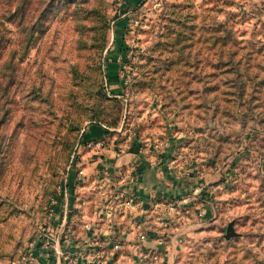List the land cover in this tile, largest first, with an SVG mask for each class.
<instances>
[{
	"label": "rangeland",
	"instance_id": "obj_1",
	"mask_svg": "<svg viewBox=\"0 0 264 264\" xmlns=\"http://www.w3.org/2000/svg\"><path fill=\"white\" fill-rule=\"evenodd\" d=\"M97 138L159 145L199 187L164 264H264V0H0V264L68 195L98 210L71 184Z\"/></svg>",
	"mask_w": 264,
	"mask_h": 264
},
{
	"label": "crops",
	"instance_id": "obj_2",
	"mask_svg": "<svg viewBox=\"0 0 264 264\" xmlns=\"http://www.w3.org/2000/svg\"><path fill=\"white\" fill-rule=\"evenodd\" d=\"M149 145L132 142L117 150L112 142L105 139L102 147L93 148V154L83 155L90 158L88 164L81 167L84 174L80 183L88 180L87 190L92 189L93 193L103 198L109 197L113 192L135 195V203L124 212H117L112 226L107 219L100 216L98 210L85 212L90 203H85L86 199H83L84 213L79 217L82 224L77 222V235L85 238L88 234L102 246H105L112 236L122 242L117 259L108 261L109 264H137V243L144 248L160 249L162 259L159 264H164L165 246L161 235L164 218L167 214L180 211L185 207L186 201L192 204L191 199L199 191L198 186L185 185L190 174L178 175L173 172L170 159L163 154L159 145L155 148ZM131 166L133 171L129 172L128 168ZM76 178L79 177H72V185L75 184ZM187 191L189 193L185 194ZM84 223L92 225L87 232ZM140 231L146 234L143 240L138 238ZM48 255L39 248L36 252L38 264H57L55 257Z\"/></svg>",
	"mask_w": 264,
	"mask_h": 264
},
{
	"label": "built area",
	"instance_id": "obj_3",
	"mask_svg": "<svg viewBox=\"0 0 264 264\" xmlns=\"http://www.w3.org/2000/svg\"><path fill=\"white\" fill-rule=\"evenodd\" d=\"M104 144V138L91 139L87 142V146L89 147H102ZM128 171L132 172L133 166L129 167ZM83 174L82 168L79 167L77 172H75V176L79 178H76L75 182H80ZM64 190H67V188L64 187ZM68 197L66 202L67 210L64 215L59 220L56 217L50 220L49 228L51 231L32 240L30 248L21 254L19 264H38L36 252L39 248L55 257L57 264H109L108 261L114 258L117 259L122 249L120 239L112 236L109 242L105 246H102L88 234H86L85 238L77 235V222L82 224V220L79 218V215H75L76 218L72 219V206H78L81 203L77 202L75 205L74 200L77 199L69 197L68 200ZM134 201V194L125 195L121 192H113L109 197L102 200L98 207V212L112 226L116 213L124 212L126 208L135 203ZM83 226L86 232L92 228V225L88 223H84ZM138 236L139 240L146 238L144 231H140ZM136 249L138 250L136 256L137 264H159L161 262L162 252L160 249L151 247L144 248L139 243H137Z\"/></svg>",
	"mask_w": 264,
	"mask_h": 264
},
{
	"label": "water",
	"instance_id": "obj_4",
	"mask_svg": "<svg viewBox=\"0 0 264 264\" xmlns=\"http://www.w3.org/2000/svg\"><path fill=\"white\" fill-rule=\"evenodd\" d=\"M235 233V231H234V227H233V224H232V222H230V223H228V225H227V230H226V237H229V236H231V235H233Z\"/></svg>",
	"mask_w": 264,
	"mask_h": 264
},
{
	"label": "trees",
	"instance_id": "obj_5",
	"mask_svg": "<svg viewBox=\"0 0 264 264\" xmlns=\"http://www.w3.org/2000/svg\"><path fill=\"white\" fill-rule=\"evenodd\" d=\"M233 53H234V51H230V56H229V57H230V58L233 57V60H234ZM230 58H229V59H230ZM232 68H233V66H232ZM228 70L231 71L230 69H228ZM69 177H70V176H69ZM68 183H69V182H66L65 185L68 186ZM70 189H72V187H70Z\"/></svg>",
	"mask_w": 264,
	"mask_h": 264
}]
</instances>
